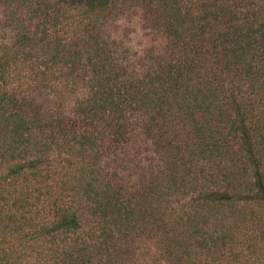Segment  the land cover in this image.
I'll use <instances>...</instances> for the list:
<instances>
[{
	"label": "trees",
	"instance_id": "16d2710c",
	"mask_svg": "<svg viewBox=\"0 0 264 264\" xmlns=\"http://www.w3.org/2000/svg\"><path fill=\"white\" fill-rule=\"evenodd\" d=\"M0 264H264V0H0Z\"/></svg>",
	"mask_w": 264,
	"mask_h": 264
}]
</instances>
